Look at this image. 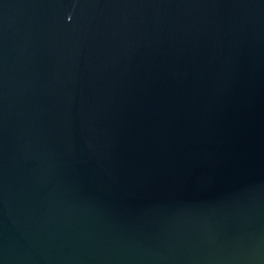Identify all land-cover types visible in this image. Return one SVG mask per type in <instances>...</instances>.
Returning <instances> with one entry per match:
<instances>
[{
    "label": "water",
    "instance_id": "95a60500",
    "mask_svg": "<svg viewBox=\"0 0 264 264\" xmlns=\"http://www.w3.org/2000/svg\"><path fill=\"white\" fill-rule=\"evenodd\" d=\"M0 264H264V0H0Z\"/></svg>",
    "mask_w": 264,
    "mask_h": 264
}]
</instances>
